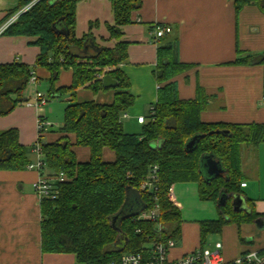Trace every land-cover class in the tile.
Returning a JSON list of instances; mask_svg holds the SVG:
<instances>
[{
	"label": "trees",
	"instance_id": "1",
	"mask_svg": "<svg viewBox=\"0 0 264 264\" xmlns=\"http://www.w3.org/2000/svg\"><path fill=\"white\" fill-rule=\"evenodd\" d=\"M32 1L18 0L6 19ZM80 1L39 0L4 31L8 35L35 37L40 52L33 68L21 62L0 64V115L10 113L26 100L23 94L37 67L50 73L51 97L64 92L72 96L64 123L57 130L62 135L43 145L44 168L47 166L53 175L65 173L67 180L56 183L57 197L41 200L42 250L73 253L81 264H119L123 253L140 252L151 241L178 240L182 215L169 198L176 182L198 183L200 198L217 204L220 217L200 222L202 246L210 235L221 233L226 224L241 226L264 221V213L253 207L250 211H235L230 196L243 192L242 183L247 185L242 176L243 149L256 150L264 143V122L202 121L200 113L207 95L198 87L195 98L180 99L175 81H169L187 64L165 59L155 71L160 93L154 114L147 117L140 133L126 132L121 115L135 104L136 97L121 68L128 59V42L121 41V27L134 21L133 13L142 7V0H110L115 22L106 26L110 37L117 40L113 47L98 43L92 34L93 21L88 32L77 37L76 9ZM251 3L264 10V0H235L236 14ZM237 53L233 64H264V52H242L238 48ZM63 69L72 70V82L56 91ZM106 74L119 82L111 103L77 100L81 88L93 93L107 90L102 83ZM223 130L230 134H223ZM195 136V145L188 149V141ZM74 146L87 147L89 159L78 160ZM106 149L114 152V160L105 159ZM206 155L220 161L221 174L207 175L203 167ZM31 162L26 146L20 143L18 129L0 131V170H22ZM155 165L159 188L150 194L140 185ZM251 201L247 197L248 205ZM155 204L160 207L157 222L138 218Z\"/></svg>",
	"mask_w": 264,
	"mask_h": 264
},
{
	"label": "crops",
	"instance_id": "2",
	"mask_svg": "<svg viewBox=\"0 0 264 264\" xmlns=\"http://www.w3.org/2000/svg\"><path fill=\"white\" fill-rule=\"evenodd\" d=\"M18 0H0V25L13 10ZM235 0H142V7L133 13L134 21L122 26L121 41L128 42V59L121 64L130 81V90L135 95V104L122 114L121 120H129L140 129L127 131L140 133L148 121L151 108L155 107L159 95V83L155 76L158 64L163 60L187 64L173 76L180 99L197 96L198 87L207 95V101L200 118L208 123L264 122V64H233L238 48L242 52H264V10L256 3L242 7L238 14ZM96 22L92 34L100 45L113 47L117 42L110 37L106 24H114L115 17L110 0H82L76 9V35L82 37L89 30L90 22ZM170 28L163 37L156 39L154 24ZM35 37L24 35H0V64L21 62L36 67L40 49L34 43ZM66 85L72 82V70ZM38 88L43 77L49 78L46 68L37 67ZM27 90V89H26ZM115 88L93 93L81 88L77 92L79 102L95 100L109 104L114 99ZM33 93V91H32ZM26 100L33 95L26 91ZM15 98V96H13ZM72 100V96L70 95ZM25 101L8 114L0 115V131L16 128L20 143L26 146L29 159L34 162L36 154L33 145L38 140L37 120L42 116L49 121L51 109L28 105ZM149 110V114L147 112ZM146 117L145 123L138 121ZM40 137L43 143L59 139L62 133L54 130L53 124ZM63 125V124H62ZM61 125V126H62ZM124 125V123H123ZM60 126V127H61ZM125 129V128H124ZM71 140L74 136L70 134ZM261 148V144L258 146ZM77 159L86 161L90 157L87 147L74 146ZM105 159L114 160L115 154L105 150ZM42 172L53 176L47 166L43 171L25 168L22 170H0V264H81L73 253H54L42 250L41 200L34 184ZM248 180L253 181L248 183ZM241 193L247 201V210L253 207L264 213V159L259 158L257 174L246 180ZM255 188L259 195L255 196ZM192 194L197 199L196 182H176L172 186L170 200L179 207L183 220L184 202L190 196L177 193L178 190ZM250 194V195H249ZM263 194V195H262ZM211 202V201H208ZM233 202V197H232ZM212 203V202H211ZM205 218V217H199ZM213 219L217 220L215 216ZM201 219L183 220L178 245L171 249L172 258L180 257L199 247L214 248L222 243L224 258L231 261L242 254L264 249V227L256 223L226 224L217 238H207L202 246L200 237ZM212 236V235H210Z\"/></svg>",
	"mask_w": 264,
	"mask_h": 264
},
{
	"label": "built area",
	"instance_id": "3",
	"mask_svg": "<svg viewBox=\"0 0 264 264\" xmlns=\"http://www.w3.org/2000/svg\"><path fill=\"white\" fill-rule=\"evenodd\" d=\"M39 0H33L30 4L10 16L6 21L0 25V35L17 20L18 16L28 10L33 4ZM167 32H170L169 27H165L160 23L154 24L155 38L159 39L163 37ZM30 84L34 86V99L26 101L28 105H34L38 108H43L49 101L48 97L38 90L39 80L35 72H32L30 78ZM264 104V101H263ZM155 107L151 108V114H154ZM127 115V114H125ZM138 121L140 123L146 122L144 116H139ZM50 123L46 121L41 115L38 116L37 128H38V140L33 145V152L36 154V160L28 165L29 169H37L42 171L45 166V155L43 151L44 143L40 137L45 131L50 128ZM67 180L65 173L60 172L58 175L46 176L41 175L39 180L35 182L34 189L39 196L40 200L43 198L54 199L57 197L56 183ZM158 166L153 167L152 172L145 178L140 189L146 193L154 194L158 191ZM242 186H246V183H242ZM172 187L169 191V198H171ZM160 217V207L158 204L151 209L143 211L139 215V219L150 220L157 222ZM178 240L174 238H167L164 240H154L146 245V248L140 252H125L122 254L119 264H264V251H252L242 254L241 256L228 261L222 254V243L217 242L215 247L204 248L199 247L189 253H186L180 257L172 258L170 251L172 248L178 245ZM111 264H117L112 262Z\"/></svg>",
	"mask_w": 264,
	"mask_h": 264
},
{
	"label": "rangeland",
	"instance_id": "4",
	"mask_svg": "<svg viewBox=\"0 0 264 264\" xmlns=\"http://www.w3.org/2000/svg\"><path fill=\"white\" fill-rule=\"evenodd\" d=\"M69 72H71L70 69H63L61 71L60 79L56 82L55 86L58 85V83H62L63 85H66V83H68L69 81L68 78ZM34 90H35L34 86L32 84H29L26 93L28 95L34 96ZM38 90L39 92L43 93L45 96L48 97L49 101L46 107H49V109H51L48 122L53 124L54 130H58L59 127L64 123L66 107L72 102L70 99L71 94L68 92H64L58 97H51L50 81L49 78H45V77H43V80L41 81ZM148 114H149V110L147 112V115ZM123 123H124V128L127 131L132 132L134 130L136 131L140 129V127L138 128L137 126H134L129 120H125ZM258 148H256V150L253 149V147L243 149L242 176L246 180L250 177L252 179V177H254L257 174L260 155L264 159V143L261 144L260 150H258ZM252 182L253 181L248 180V183H252ZM255 189H256L255 196H258L259 188H255ZM177 193L183 194L185 196L187 195L190 196L184 202L185 209L183 210V220L192 221L195 219H201V220L213 219L212 217L215 218V216L217 218L220 217V213L218 211L216 202L212 200H202L199 196V190H198L197 199L196 198L194 199L191 193L187 194V192H182L180 189L177 191ZM208 201H211L212 203ZM199 217H205V218H199ZM217 237L218 235L209 236V238H217Z\"/></svg>",
	"mask_w": 264,
	"mask_h": 264
},
{
	"label": "water",
	"instance_id": "5",
	"mask_svg": "<svg viewBox=\"0 0 264 264\" xmlns=\"http://www.w3.org/2000/svg\"><path fill=\"white\" fill-rule=\"evenodd\" d=\"M102 83H103V86L105 88H117L118 84H119L118 80L113 78L112 75H110V74H106L102 77ZM217 132L219 133V131H217ZM222 133L225 135L230 134L228 130H223ZM196 140H197V136L193 137L190 141H188L187 148L188 149L193 148V146L196 143ZM203 167H204L207 175L210 177L218 176L219 174H221L223 172V167H222L220 161L211 155H206L204 157ZM230 196L233 197L232 205H233V208L235 211H244V210L248 211L247 210V201L241 193L232 194ZM256 225L258 227H264V221L257 220Z\"/></svg>",
	"mask_w": 264,
	"mask_h": 264
}]
</instances>
